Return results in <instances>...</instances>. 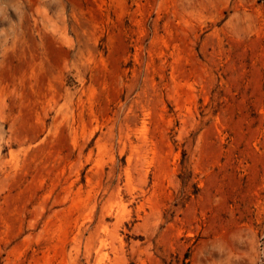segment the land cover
Masks as SVG:
<instances>
[{
    "label": "rangeland",
    "instance_id": "1",
    "mask_svg": "<svg viewBox=\"0 0 264 264\" xmlns=\"http://www.w3.org/2000/svg\"><path fill=\"white\" fill-rule=\"evenodd\" d=\"M0 264H264V0H0Z\"/></svg>",
    "mask_w": 264,
    "mask_h": 264
}]
</instances>
